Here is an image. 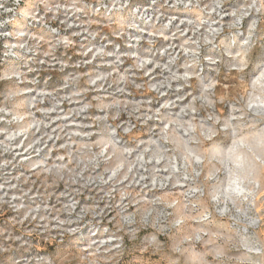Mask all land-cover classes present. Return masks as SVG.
<instances>
[{
    "label": "rangeland",
    "instance_id": "rangeland-1",
    "mask_svg": "<svg viewBox=\"0 0 264 264\" xmlns=\"http://www.w3.org/2000/svg\"><path fill=\"white\" fill-rule=\"evenodd\" d=\"M0 264H264V0H0Z\"/></svg>",
    "mask_w": 264,
    "mask_h": 264
}]
</instances>
